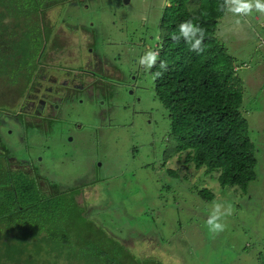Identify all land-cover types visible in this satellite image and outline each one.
I'll use <instances>...</instances> for the list:
<instances>
[{
	"label": "rangeland",
	"instance_id": "1",
	"mask_svg": "<svg viewBox=\"0 0 264 264\" xmlns=\"http://www.w3.org/2000/svg\"><path fill=\"white\" fill-rule=\"evenodd\" d=\"M163 5L172 7L167 0H84L82 5L75 1L47 11L44 21L53 26L49 48L57 40L59 48L64 47L60 56L78 54L68 59L89 61L90 69L102 75L114 69L112 96L86 102L83 116L75 113L80 102L69 104L68 110L81 128L65 133L61 140L30 136L14 142L15 132L5 139L14 144V156L30 166L28 158L36 166L35 172L47 178L56 191L80 186L77 200L84 214L144 261L264 264V44L260 39H264V16L254 12L243 19L247 27L259 29L260 36L246 34L235 40L231 30L236 26L235 31L240 32L242 25H235L227 14L222 20L227 37L219 39L235 58V67L252 65L250 70L240 69L238 75L244 83L243 109L255 148L256 180L240 189L222 187L221 170L207 173V166L197 168L189 151L171 157L164 168L165 158L175 147L170 136L172 120L155 94L152 69L146 71L137 63L146 51L162 50L167 27H160L163 19L156 7ZM176 6L181 5L177 2ZM186 8L192 13L198 10L193 2ZM41 39L45 42L47 36L42 33ZM53 51H48L51 58L46 66L57 62ZM43 54L45 57L46 51ZM30 67L34 68L17 63L8 68L9 78L0 76L3 134L15 126L26 128L22 102L15 100L16 104L13 98L21 91L9 80H22L23 87V75ZM15 166L21 169V164ZM23 169L32 171L31 167ZM170 170L179 178L171 177ZM204 190L214 198L200 195ZM214 202L225 208L231 205L233 210L223 219L226 230L218 235L207 226Z\"/></svg>",
	"mask_w": 264,
	"mask_h": 264
},
{
	"label": "trees",
	"instance_id": "2",
	"mask_svg": "<svg viewBox=\"0 0 264 264\" xmlns=\"http://www.w3.org/2000/svg\"><path fill=\"white\" fill-rule=\"evenodd\" d=\"M75 1L82 4L84 0H0L1 77L9 78V69L19 63L34 66L23 75L29 79L45 63L43 52L49 50L53 26L44 17L52 8L63 9ZM178 2L181 6L169 8L164 16L167 31L157 65L151 70L152 75L163 71V76L155 79V94L172 120L170 136L175 147L165 163L189 151L197 168L207 166V173L221 170L218 179L222 187L243 189L256 180L257 161L247 134L245 89L238 72L242 68L250 70L252 65L235 67V58L219 40L227 37L222 20L228 15L218 10L223 0ZM192 2L198 8L193 13L186 8ZM185 20L206 30L202 53L189 51L183 39H172ZM243 22L242 19L241 30L247 27ZM235 30L236 26L230 33L233 38L239 32ZM42 33L47 36L45 42ZM161 60L167 62V71L160 69ZM3 157L0 156V264H162L137 257L89 219L77 200L80 186L47 192L39 177L13 173ZM168 174L179 176L175 170ZM110 180L116 182L114 177ZM199 194L207 200L214 198L207 190Z\"/></svg>",
	"mask_w": 264,
	"mask_h": 264
},
{
	"label": "flooded vegetation",
	"instance_id": "3",
	"mask_svg": "<svg viewBox=\"0 0 264 264\" xmlns=\"http://www.w3.org/2000/svg\"><path fill=\"white\" fill-rule=\"evenodd\" d=\"M51 45L53 46L49 50H54L53 52L58 55L57 58L52 57L57 59V62L49 66H46L45 63L40 64V67L38 66L35 72L31 73L30 80L23 87H16L21 91V95L13 98L14 101L18 100V103L22 102V112L25 115L24 124L27 123V125L26 128L15 126L8 129L9 132L6 134L1 132L2 127H0V156H4V161L8 163V167L13 173L22 172L33 178L39 177V183L45 191L60 192L61 190L56 191L55 188L51 187L52 184L51 186L48 184L47 178L35 172L37 168L30 163L28 158L26 160L30 166L15 157L13 149L16 151V148L14 144L7 143L5 138L7 135H14L15 132L14 142L17 138L23 140L25 137L30 136V139L56 138L61 140L65 133L80 129L81 127H78L79 123L74 122L73 115L68 110V105L73 104V102L74 105L80 102L78 106L82 109L76 107L75 113L80 112L79 114L83 116L88 108L86 102L89 100L100 97L109 100L113 91L111 77L114 75V69L106 70L105 74L102 75L90 69L91 63L89 61L81 60L80 57L72 60L68 59L78 54L60 56L64 52V47L59 48V41L54 40ZM48 51L46 52V58H51ZM90 52H92V49ZM69 61L70 65L68 64ZM104 66L100 68L102 69ZM34 73L35 76L32 78ZM15 111L16 109H14ZM14 112L11 113L14 114ZM15 163L21 164V169H17ZM23 167H31L32 171L23 169Z\"/></svg>",
	"mask_w": 264,
	"mask_h": 264
},
{
	"label": "clouds",
	"instance_id": "4",
	"mask_svg": "<svg viewBox=\"0 0 264 264\" xmlns=\"http://www.w3.org/2000/svg\"><path fill=\"white\" fill-rule=\"evenodd\" d=\"M169 3H172V7L176 6V3H173L172 0H167ZM82 5L81 2L78 3ZM175 4V5H174ZM165 5V4H164ZM163 5V6H164ZM156 7L159 10L158 14L164 20L165 14L168 12L169 8L164 6ZM171 7V8H172ZM178 7V6H176ZM170 8V9H171ZM218 10L226 14H231L234 18V23L237 26L241 25L242 19L252 15L254 12L264 15V0H223V3L218 6ZM163 26V22L161 26ZM157 27L159 25L157 24ZM179 34H173L172 39L174 41H179L183 39L186 45L188 46L189 51L196 52L197 54L204 51V40L206 39V30L200 25L194 23L192 20H185L178 25ZM164 38L162 39L163 42ZM160 53L155 50H148L142 55L137 63L143 67L146 71H150L157 65ZM160 69L164 71L168 70V64L166 61L161 60L159 63ZM163 76V71H157L153 74L154 79H158ZM24 82H27L26 79H23ZM20 83L12 82L14 89L21 85ZM18 89V88H16ZM167 163V161H166ZM166 163L164 162V168ZM232 207L228 205L227 208L222 203L214 202L213 211L208 217L207 226L210 233L218 235L226 230L227 225L223 222V219L227 216L232 215Z\"/></svg>",
	"mask_w": 264,
	"mask_h": 264
},
{
	"label": "crops",
	"instance_id": "5",
	"mask_svg": "<svg viewBox=\"0 0 264 264\" xmlns=\"http://www.w3.org/2000/svg\"><path fill=\"white\" fill-rule=\"evenodd\" d=\"M194 1V0H193ZM258 15L260 17H263L264 15L258 13ZM233 18V17H232ZM248 26V25H247ZM246 34L248 35H253V34H258L259 35V29L257 28H253V27H246L245 29L241 30L240 32H238L237 36L235 37V40H237L239 37L242 39L246 36ZM260 36V35H259ZM261 39V37H260ZM263 42V40H262Z\"/></svg>",
	"mask_w": 264,
	"mask_h": 264
}]
</instances>
